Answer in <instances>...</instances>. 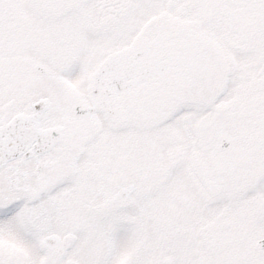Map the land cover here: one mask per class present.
I'll return each mask as SVG.
<instances>
[{
  "label": "snow or ice",
  "instance_id": "snow-or-ice-1",
  "mask_svg": "<svg viewBox=\"0 0 264 264\" xmlns=\"http://www.w3.org/2000/svg\"><path fill=\"white\" fill-rule=\"evenodd\" d=\"M0 264H264V0H0Z\"/></svg>",
  "mask_w": 264,
  "mask_h": 264
}]
</instances>
